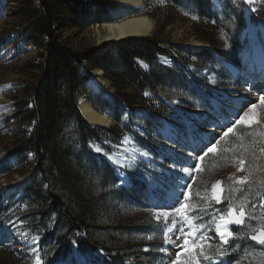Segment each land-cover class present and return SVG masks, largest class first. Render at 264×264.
I'll list each match as a JSON object with an SVG mask.
<instances>
[{
	"label": "rangeland",
	"instance_id": "374dc122",
	"mask_svg": "<svg viewBox=\"0 0 264 264\" xmlns=\"http://www.w3.org/2000/svg\"><path fill=\"white\" fill-rule=\"evenodd\" d=\"M140 1L142 7L135 9L123 5L120 0H73V4L78 5L77 17L63 14L62 22L55 25L58 43L83 58L91 49H102L104 43L125 39L100 41L98 38L106 34L108 25L121 24L138 16L145 17L151 24V29L146 34L130 37L156 40L158 47L164 51L155 53V63L151 65L139 59L134 61L139 70L151 72L161 82V86L155 90H146L139 95L135 87L105 76L98 67L84 60L77 64L80 75L86 74L88 81L97 77L100 82L99 93L87 89L86 85L81 88V99L96 102L97 98V107H110L104 109L103 113L110 120L107 126L91 123L84 117L91 127H106L112 131L100 132L101 143L91 144L88 150L94 155H105L119 180L114 187L103 192L105 196L108 195L106 204L104 203L107 210L94 223L98 228L99 239L91 235V244L95 248H103H96L91 253L83 239L80 247L75 246L67 257L54 262L56 257L64 254L62 242L57 250H52L54 243L45 242L43 234L34 233L33 225L38 222L32 220L28 212H24L0 229V264H34L35 256L30 249L37 246V255L42 258L41 264H170L175 259V252L182 251L183 239L176 240V235H179L183 222L178 215H170L167 220L164 217L157 218L156 212L174 211L160 206L172 203L169 197L180 190L178 186L184 184L185 179L192 185L189 209L192 223L191 226L183 224L185 233L193 232L195 237L204 236L205 239H200L197 243L203 244V250L212 258L206 261L199 257V264H234L228 261L229 253L238 260L237 264H264V247L242 243L245 239L249 241L250 236L257 232L255 230L264 226V208H260V203H264L261 200V194H264V154L259 151V143L253 145V136L249 135L252 131L264 132V128L238 126L235 134H230L221 141L217 152L209 153L203 160L199 157L207 148L195 155L188 164L180 159L176 165L165 160L158 163L156 149L161 146V142L139 108L148 104L155 111L165 109L168 119L174 120L183 129L188 127L190 130L197 122L196 117L205 116L211 109V98L214 96L220 100L221 97V115L216 116L213 121L205 122L208 129L216 127L214 130L218 137L210 140L215 143L223 131L231 126L229 121L234 123L232 111L228 108L231 100L255 91H249L245 75L240 80L234 79L216 59L220 57L226 61V58L237 61L240 70L246 67L241 59V51L246 47L252 52L253 46L248 39L244 45L242 35L249 27L259 32L263 28L264 33V0H258L259 4L255 6L241 0H209L208 5L201 3V0ZM94 3L103 6L102 9L99 10ZM37 7V0H0V201L3 199L4 205H9L10 212L18 206V197L24 194L23 185L28 184V180L18 185H15V181L19 178L26 180L31 174L29 165L17 162L11 151L23 139L20 135L21 128L14 120V113L20 109L21 103L31 100L32 86L42 76L41 68L37 66L46 56L44 47H36L24 38V29L29 24L25 17L31 8ZM259 32H256L253 44L260 46L264 54V41ZM41 40L43 43L48 41L46 38ZM116 53L117 50L113 49L109 54L114 64L119 60ZM232 61L228 62L235 65ZM252 64L255 66L254 61ZM96 70L101 73L96 75ZM261 86V90H264V84ZM220 87L223 91L219 94ZM260 94H264V91L256 90L253 101L244 103V111L251 103L259 104ZM123 96H135L138 101L135 110L126 108L122 102ZM157 98L166 101L165 107L156 101ZM90 104L94 106L92 102ZM260 111L258 108L257 112ZM203 112L205 114H199ZM144 124L146 130H142ZM29 128L25 127V130ZM129 128L147 145H141L130 138ZM125 137H129L127 143L124 142ZM255 139L259 141L260 137ZM190 146L186 141L177 146L174 152L188 150ZM105 147L112 152L107 154L103 150ZM97 148L101 151H96ZM139 151L147 153V156L140 157ZM133 152L138 159L130 169L121 168L108 159L109 156H114L117 160H123ZM240 156L245 158L247 167L252 172L251 182L243 185L236 184V180L248 175V172L237 171L236 161ZM87 159L90 157L87 156ZM24 160L28 163L31 161L28 158ZM196 164L201 165V170H196ZM98 166L104 167L102 164ZM183 168H189V172L185 173ZM6 169L10 170V174L5 173ZM118 173L127 176L126 183H120L123 177ZM217 181L221 182L224 189H236L225 191L222 194L225 198L219 204L212 198V185ZM184 190L188 191L187 188ZM100 194L102 193L98 190L97 195ZM229 203L236 210L243 204L246 216L242 227L229 238V241L232 239L235 242L233 250L225 252L226 245L220 242L216 224L219 223L221 212L227 214ZM154 205L157 207L154 208ZM178 206L177 204L176 207ZM173 219L178 221L175 226L172 224ZM168 229H172V242L165 244L164 232ZM34 237L39 238L35 244L32 242ZM164 248L168 251L161 250ZM200 250L196 249L197 252ZM100 251L103 257L98 256Z\"/></svg>",
	"mask_w": 264,
	"mask_h": 264
},
{
	"label": "trees",
	"instance_id": "16d2710c",
	"mask_svg": "<svg viewBox=\"0 0 264 264\" xmlns=\"http://www.w3.org/2000/svg\"><path fill=\"white\" fill-rule=\"evenodd\" d=\"M37 2L38 7L31 8L25 17L29 24L24 29V38L36 47H44L46 56L37 66L41 68L42 76L32 86L31 100L21 103L20 109L14 113L23 139L11 151L17 162L29 165L31 178L28 184L23 185L24 194L18 197V206L13 212H10L9 205H4L3 199L0 201V229L13 218L28 212L32 220L38 222L33 225L34 233L43 234L45 242H53L52 250H57L62 242L61 247L65 251L54 259L57 262L67 257L72 248L80 247L83 239L88 251L94 252L91 235L99 239L94 223L107 210L105 204L108 195L105 196L103 192L118 182L110 164L88 152L91 144L101 143L100 132L112 131L104 127H99L100 130L91 127L78 112L80 90L88 76L79 74L77 64L84 60L102 70L105 76L135 87L139 95L146 90H155L161 86V82L151 72L139 70L134 61L139 59L151 65L155 63V53L164 51L158 47L156 40L128 37L118 42L104 43L102 49H91L88 55L81 58L77 52L58 43L55 30V25L62 22L63 14L77 17L78 5H74L73 0ZM203 2L209 4V0H201ZM94 4L99 10L103 7ZM42 38L48 41L43 43ZM113 49L117 50L119 57L116 64L109 55ZM218 54L223 56L219 51ZM232 62L237 64V61ZM122 100L127 109L138 104L135 96H123ZM97 101V98L96 102L90 100L97 112L103 114L104 109H110H100ZM25 127L30 128L25 130ZM104 150L110 151L106 147ZM25 158L31 161L28 163ZM99 164L104 167H99ZM5 173L10 174V170L6 169ZM98 190L102 194L97 195ZM242 243L246 244L248 240ZM234 245L235 242L230 240L224 248L225 252H231ZM228 261L234 264L238 262L232 253H229Z\"/></svg>",
	"mask_w": 264,
	"mask_h": 264
},
{
	"label": "snow or ice",
	"instance_id": "6c2138e0",
	"mask_svg": "<svg viewBox=\"0 0 264 264\" xmlns=\"http://www.w3.org/2000/svg\"><path fill=\"white\" fill-rule=\"evenodd\" d=\"M245 4H252L254 0H243ZM255 11V9H252ZM196 18V17H193ZM261 109V111L258 113L257 109ZM240 112H243V115H240ZM232 117L234 120V123L229 121L231 123L230 127H227L226 131H223V134L219 137V139L216 140L215 143H211L209 141L210 146L205 145L207 148L206 151L203 152V155L199 157L200 160H203L206 156H208L209 153H215L218 150V145L221 143V141H224L226 137H229L230 134H235V131L238 126L243 125L246 128L254 129V127H260L264 128V94L259 95V104L257 103H251L250 107H247V110L244 111L243 107L239 109H233L232 111ZM238 117V118H236ZM250 136H253V145H256L257 143L260 144L259 151L264 154V132H249ZM260 137V140L257 141L255 137ZM129 140V137L124 138V142L127 143ZM247 150V149H246ZM96 151H101V149L97 148ZM191 155V153H190ZM140 157H146L147 153L143 151H139ZM108 159L110 161H113L114 164H119L121 168H131L132 165L137 161L138 157L133 152L130 157H125L123 160H117L114 156H109ZM237 171L239 172H248V175L241 177L240 179L236 180V184H246L250 183V178L252 176V172L250 169H248L246 160L243 156H240L237 158ZM195 168L197 171L201 170V165L196 164ZM185 173L189 172V168H183L182 169ZM123 178L121 179L120 183H126L127 182V176L123 173H118ZM184 179V178H181ZM180 190L176 193H174L169 199L172 201V203L161 205V208H169L174 209V211L169 210H160L156 212L157 218L164 217L165 220L168 219V217L171 216H179L183 224H187L191 226L192 223V217L189 215V209L191 208L190 204V190L192 185L190 183H187V180L185 179L184 184L178 186ZM187 188L188 191H185L184 189ZM236 189H224L222 187V184L220 181H217L215 184L212 185V198L216 201V203H221L223 197V193L225 191H234ZM261 200L264 201V194H261ZM179 205L176 207V205ZM154 208L157 207L156 205L153 206ZM261 207L264 208V203L261 204ZM246 216V210L245 206L241 204L239 206V209L236 210L233 208L232 204L229 203L227 214L225 215L223 212L220 214L219 223L216 224V233L218 234L220 238V242L222 245L229 244V238L234 236L233 231L230 229V225H242L245 221ZM178 223L177 220L173 219L172 224L175 226ZM182 226L179 229V235H176V240L183 239V245H182V251H176L175 252V259L170 261V264H199V257H203L204 260L208 261L212 258L206 254V252L203 250L204 245L197 243L200 239H205L204 236L195 237L193 232L185 233L184 227ZM258 232V234H253L250 239L252 241H255L258 245L261 247H264V226H262L260 229L255 230ZM172 229H168L164 232V243L168 244L172 242ZM24 237L22 236V239ZM38 237L33 238V243L35 244L38 241ZM151 239V237H149ZM196 249H201L199 252L196 251ZM148 249H145L147 251ZM164 252H167L168 249L164 248L161 249ZM31 253L35 256L34 264H41L42 258L41 256L37 255L39 248L32 247L30 249ZM220 254V253H218ZM184 256V259H181V257ZM217 264H221V262H217Z\"/></svg>",
	"mask_w": 264,
	"mask_h": 264
},
{
	"label": "bare ground",
	"instance_id": "6f19581e",
	"mask_svg": "<svg viewBox=\"0 0 264 264\" xmlns=\"http://www.w3.org/2000/svg\"><path fill=\"white\" fill-rule=\"evenodd\" d=\"M120 1L122 2L123 5L128 6V7H133L135 9H140L142 7V3L140 0H120ZM257 1L258 0H254L252 4H248V5L255 6L257 4ZM150 29H151V24L149 23V21L145 17L138 16L136 18L129 19L125 22H122L121 24L108 25L106 34H104L103 36H99L98 39L100 41H105L109 39H110L109 41H115L113 39L126 38L130 36L146 34ZM257 31L259 32V30L255 31V29H252L251 27H249L243 32V35H242V37L244 38L243 44L246 45V42L248 39L250 40V43L253 46L252 52H251V49H248L246 47H244L243 51H241V59L244 61V63H246L245 65L246 67L243 69V73L238 68H236L235 65L230 64L224 58L215 56L219 58L218 60L220 61V63H222L223 66L226 67L228 71H230L231 76L233 78L242 79V74L245 75L246 76L245 80L248 82L247 84H248L249 91L255 90L253 94L251 93L242 94L236 98V103H237L236 107L238 108L243 107L244 103L247 101H253L256 90L264 91V90H261V87H262L261 85L264 84V54L260 46L258 45L255 46L253 44V40H255L256 38ZM259 33L262 35V39L264 41L263 28L260 29ZM247 35H249V37ZM253 61L255 63V66L252 64ZM101 71L96 70L97 72L96 75L100 74ZM85 85L87 89L91 90L92 92H95V93L100 92V82L97 79V77L92 78ZM79 107L81 109L83 117H85L91 123H97V124H101L105 126L109 125L110 123L109 118H107L106 116L100 113H97L86 99L82 98L80 100ZM216 133L217 131L214 129H211L210 131L206 132L204 134V143H208L212 139L211 136L213 137ZM166 141L168 142L174 141V138H172V136L169 135L168 138H166ZM23 181L25 180L22 178H19L18 181H15L16 182L15 185H18Z\"/></svg>",
	"mask_w": 264,
	"mask_h": 264
},
{
	"label": "water",
	"instance_id": "95a60500",
	"mask_svg": "<svg viewBox=\"0 0 264 264\" xmlns=\"http://www.w3.org/2000/svg\"><path fill=\"white\" fill-rule=\"evenodd\" d=\"M82 74H84V73H81V75ZM78 108V111H80V109H79V106L77 107ZM80 113H81V111H80ZM261 206V205H260ZM256 207V205L254 206V208ZM233 227H239V226H241V225H232ZM255 234H258V232H256ZM251 240V239H250ZM252 241V240H251ZM253 243H256L255 241H252ZM257 244V243H256Z\"/></svg>",
	"mask_w": 264,
	"mask_h": 264
}]
</instances>
